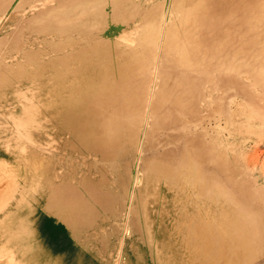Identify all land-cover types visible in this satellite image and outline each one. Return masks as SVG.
Instances as JSON below:
<instances>
[{
  "label": "rangeland",
  "instance_id": "1",
  "mask_svg": "<svg viewBox=\"0 0 264 264\" xmlns=\"http://www.w3.org/2000/svg\"><path fill=\"white\" fill-rule=\"evenodd\" d=\"M200 4L0 0V264H264V0H204L182 21ZM106 81L120 89L98 105ZM123 91L137 92L128 112ZM92 109L99 131L121 122L114 153L61 127ZM196 152L208 202L254 228L251 247L168 216L174 241L157 252L145 203ZM78 198L92 218L69 230L63 208Z\"/></svg>",
  "mask_w": 264,
  "mask_h": 264
},
{
  "label": "bare ground",
  "instance_id": "2",
  "mask_svg": "<svg viewBox=\"0 0 264 264\" xmlns=\"http://www.w3.org/2000/svg\"><path fill=\"white\" fill-rule=\"evenodd\" d=\"M203 1L204 0H201L200 6H193V10L190 11L188 15L185 16V20L182 19V21H192L195 23L200 15L199 10L202 7L201 5ZM116 3L117 0H112V4ZM199 22L202 23L201 18H199ZM176 29L178 30V27ZM171 41V43L177 44V36L172 35ZM96 52H100V50H97ZM122 58L125 59L126 57L122 56ZM130 59V61L127 60L128 65L132 62L131 56ZM103 79L102 75L101 83L103 82ZM104 83L105 88H103L101 84L100 86H94L96 91L101 89L97 95L98 97L95 99L96 104L98 105L110 101L114 96V93L120 89V86L109 84L107 81ZM136 101V91H132L130 94L123 91L120 108L123 112H128V110H130V104L135 105ZM93 110L94 109L87 112V120L83 117L79 120V116L76 113L73 114V112H76L75 109L71 112V116L67 115V117L64 118V121L60 122V125L67 130H72L82 145L87 146L90 149H98L103 153H114L123 141V135L118 132V125L121 122L115 123L114 129L110 135L106 134L105 132L96 129V115L92 112ZM195 155L197 157L199 156L197 152L189 154L188 166L186 169L179 171L178 175L172 177L169 185H167L168 183H165L161 187H155L152 189L151 195H149V198L145 203L144 208L146 211L144 214L145 218L150 223V226L148 227V236L153 241L154 246L157 247V252L161 253V248L165 243L171 244L174 241V238L171 235V229L167 224L166 217L168 216L171 218V226L179 223L183 229V233H185L186 228L192 230V228H202L205 227L207 223H212L218 231L221 228L226 234L227 232L229 234L237 232L235 235L240 240L239 243H241V245L244 244V246L242 245L243 247H251L257 240L254 234V228L245 223V220H242L239 215L229 213V209H225V206L220 200H214L212 203L208 202L204 189L200 186V182L203 184V178L200 175L199 170L193 165V157ZM192 167L194 168L191 169ZM88 189V194L91 195L93 190L91 188ZM62 195L61 190H52L51 194L48 196L51 200L50 203L53 201H59ZM92 208L93 207H91L87 200H79V198L72 204L65 206L62 213L65 215L64 220L67 223L68 229H75L83 222L90 221L92 216L89 215L87 218V214ZM225 214H227V217H225ZM231 214L234 218H231ZM69 244L67 254H74L76 255L75 257L79 258V261H86L84 255L74 249V247H71V245L69 246ZM241 245L238 244V246Z\"/></svg>",
  "mask_w": 264,
  "mask_h": 264
},
{
  "label": "crops",
  "instance_id": "3",
  "mask_svg": "<svg viewBox=\"0 0 264 264\" xmlns=\"http://www.w3.org/2000/svg\"><path fill=\"white\" fill-rule=\"evenodd\" d=\"M88 232V231H87ZM68 247H67V249H66V251H63V253L62 254H65V255H68V257H72V259L74 258V259H77L78 261H79V258L78 257H75L76 255H69V254H67L68 253ZM89 249V247H86V250H88ZM90 250V249H89ZM70 251H71V249H70ZM89 253H90V251H89ZM87 256H90L89 254L87 255ZM89 258V257H88ZM82 261V260H81Z\"/></svg>",
  "mask_w": 264,
  "mask_h": 264
}]
</instances>
